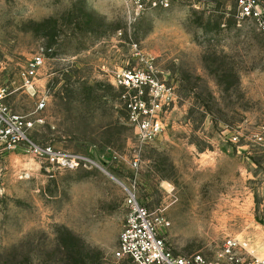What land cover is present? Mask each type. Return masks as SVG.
I'll return each instance as SVG.
<instances>
[{
    "label": "rangeland",
    "instance_id": "obj_1",
    "mask_svg": "<svg viewBox=\"0 0 264 264\" xmlns=\"http://www.w3.org/2000/svg\"><path fill=\"white\" fill-rule=\"evenodd\" d=\"M168 3L135 12L123 0H0L9 105L35 144L96 164L62 168L24 148L0 157V264H132L113 256L126 189L162 220L176 255L211 258L235 237L264 256V148L254 142L264 30L236 0ZM36 55L44 63L26 89L21 73ZM147 66L173 101L146 144L114 77Z\"/></svg>",
    "mask_w": 264,
    "mask_h": 264
},
{
    "label": "built area",
    "instance_id": "obj_2",
    "mask_svg": "<svg viewBox=\"0 0 264 264\" xmlns=\"http://www.w3.org/2000/svg\"><path fill=\"white\" fill-rule=\"evenodd\" d=\"M128 8L135 12L145 10L147 4L156 6V0H123ZM160 5L168 7V0H159ZM264 0H236L238 13L259 22L264 30ZM41 55L33 56L21 73L26 89L33 88V79L42 67ZM114 80L124 90L123 98L127 120L142 143H152L162 130L160 114L165 106L173 101L170 88H165L154 76L153 68L144 70L128 69L118 72ZM8 88L0 86V157L24 148L30 154L48 160L62 168H77L92 164L89 158L69 151H63L45 145L39 146L28 137L30 126L26 118L15 112L8 103ZM46 106V100L40 98L36 111ZM236 141V138H233ZM254 142L264 148V127L254 135ZM137 166V161L133 162ZM126 210L125 223L119 232L117 247L113 251L116 259H129L132 264H264V256L251 255L246 246L235 237H226L213 257L201 253L191 256L174 254L166 245L159 232L162 220L155 219L141 206L133 189H126L124 198Z\"/></svg>",
    "mask_w": 264,
    "mask_h": 264
}]
</instances>
